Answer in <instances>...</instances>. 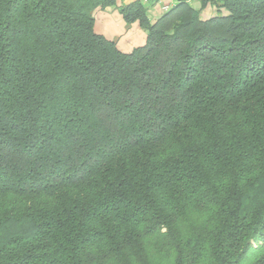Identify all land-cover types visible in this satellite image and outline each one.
I'll use <instances>...</instances> for the list:
<instances>
[{
  "label": "trees",
  "instance_id": "obj_1",
  "mask_svg": "<svg viewBox=\"0 0 264 264\" xmlns=\"http://www.w3.org/2000/svg\"><path fill=\"white\" fill-rule=\"evenodd\" d=\"M0 0V264H264V0Z\"/></svg>",
  "mask_w": 264,
  "mask_h": 264
},
{
  "label": "crops",
  "instance_id": "obj_2",
  "mask_svg": "<svg viewBox=\"0 0 264 264\" xmlns=\"http://www.w3.org/2000/svg\"><path fill=\"white\" fill-rule=\"evenodd\" d=\"M135 1L136 0H117L115 5L104 9L100 8L95 12V31L115 41L118 48L125 53L132 52L135 48L145 45L147 40V31L142 27L141 23L138 20L134 22L126 21L121 12L122 7ZM209 9L215 12L214 8L208 6L204 8L205 12H201L202 18H210L208 17L209 14H211ZM148 14L151 15V13ZM160 15L158 10H154L149 17L151 20L152 16L157 18Z\"/></svg>",
  "mask_w": 264,
  "mask_h": 264
},
{
  "label": "built area",
  "instance_id": "obj_3",
  "mask_svg": "<svg viewBox=\"0 0 264 264\" xmlns=\"http://www.w3.org/2000/svg\"><path fill=\"white\" fill-rule=\"evenodd\" d=\"M136 1L140 2L144 7H146L148 10V13H153L154 10H158V12L162 15L172 10L179 3L191 4L196 0H136ZM199 1L202 4V0H199ZM208 6L211 7V5H208ZM201 10H204V9H201Z\"/></svg>",
  "mask_w": 264,
  "mask_h": 264
},
{
  "label": "rangeland",
  "instance_id": "obj_4",
  "mask_svg": "<svg viewBox=\"0 0 264 264\" xmlns=\"http://www.w3.org/2000/svg\"><path fill=\"white\" fill-rule=\"evenodd\" d=\"M190 5H191L192 7H194V8H197V9L200 10V12H202V13L205 12V10H201V7H202L201 5H202V4H201V2H200L199 0L194 1V2L191 3ZM209 10H210V9H209ZM210 13H211V14H209L208 17H211V16H212V13L214 14L215 12H214V10H210ZM151 15H152V13H151ZM151 15H149V16H151ZM155 15H156V14H155ZM155 20H156V18L152 16L151 21L154 22ZM117 47H118V46H117Z\"/></svg>",
  "mask_w": 264,
  "mask_h": 264
}]
</instances>
